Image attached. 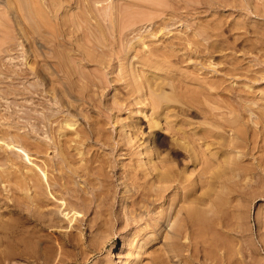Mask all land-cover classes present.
<instances>
[{
  "label": "rangeland",
  "instance_id": "1",
  "mask_svg": "<svg viewBox=\"0 0 264 264\" xmlns=\"http://www.w3.org/2000/svg\"><path fill=\"white\" fill-rule=\"evenodd\" d=\"M143 244L264 264V0H0V264Z\"/></svg>",
  "mask_w": 264,
  "mask_h": 264
},
{
  "label": "bare ground",
  "instance_id": "2",
  "mask_svg": "<svg viewBox=\"0 0 264 264\" xmlns=\"http://www.w3.org/2000/svg\"><path fill=\"white\" fill-rule=\"evenodd\" d=\"M205 34L207 35V33H205ZM188 39H189V38H188ZM151 51H152V50H151ZM154 52H155V51H154ZM156 52H157V51H156ZM156 52H155V53H156ZM159 52H160V51H159ZM162 52H163V51H162ZM164 52H165V51H164ZM150 53H151V52H150ZM152 53H153V52H152ZM155 53H154V54H155ZM166 54H167V53H166ZM143 55H144V54H143ZM157 55H158V54H157ZM159 56H160V54H159ZM152 64H153V63H152ZM162 66H163V65H162ZM142 83H144V82L142 81ZM143 85H144V84H143ZM218 86H219V85H218ZM216 87H217V86H216ZM192 91H193V90H192ZM192 95H193V94H192ZM197 96H198V95H197ZM158 112H159V111H158ZM156 113H157V111H156ZM157 114H158V113H157ZM151 120H152V119H151ZM154 121H155V120H154ZM154 121L152 120L153 123L151 124V126L153 125V126L156 128V130H159V129L161 130L162 127L160 126V122L157 121V120H156L155 122H154ZM69 125H71V124H69ZM67 126H68V124H67ZM160 127H161V128H160ZM124 130H125V129H124ZM126 131H127V130H126ZM180 132H181V131H180ZM128 133H129V132H128ZM181 133H182V132H181ZM179 134H180V133H179ZM182 134H183V133H182ZM198 134H199V133H198ZM133 135H134V134H133ZM200 135H201V134H200ZM203 135H204V134H203ZM182 136H183V135H182ZM190 136H192V135H190ZM205 136H208V135H205ZM67 137H68V136H67ZM69 137H70V136H69ZM193 137H194V136H193ZM203 137H204V136H203ZM208 137H209V136H208ZM210 137H211V136H210ZM131 138H132V137H131ZM75 140H76V139H75ZM193 140H194V139H193ZM200 140H201V139H200ZM127 141H128V140H127ZM206 141H207V140H206ZM209 141H210V140H209ZM62 142H63V141H62ZM65 142H66V141H65ZM30 143H31V142H30ZM63 143H64V142H63ZM127 143H128V142H127ZM127 143H125V144H127ZM58 144H59V143H58ZM147 144H148V143H147ZM59 146H60V145H59ZM128 146H129V145H128ZM128 146H127V147H128ZM31 147H32V146H31ZM124 147H125V146H124ZM129 147H130V146H129ZM63 149H64V148H63ZM67 149H68V148H67ZM124 149H125V148H124ZM197 150H198V149H197ZM40 151H41V150H40ZM69 151H70V150H69ZM127 151H128V150H127ZM129 151H130V150H129ZM67 153H68V152H67ZM67 153H66V154H67ZM130 153H131V152H130ZM64 154H65V153H64ZM58 155H59V153H58ZM196 155H197V154H196ZM202 156H205V155L202 154ZM202 156H201V157H202ZM69 157H71V156H69ZM66 158H67V157H66ZM71 158H72V157H71ZM83 158H84V157H83ZM45 159H46V158H45ZM91 160H92V158H91ZM147 160H148V162H151V159H150V158H147ZM53 161H54V160H53ZM63 161H64V160H63ZM199 161H200V160H199ZM86 162H87V161H86ZM202 162H203V161H202ZM204 162H205V161H204ZM56 164H57V163H56ZM65 164H66V163H65ZM205 166H206V165H205ZM148 167H149V166H148ZM161 167H162V166H161ZM204 168H205V167H204ZM30 170H31V169H30ZM31 171H32V173L30 172V173H31L30 176L32 177V174H34V173H33V170H31ZM34 171H35V170H34ZM131 171H132V170H131ZM166 171H167V170H166ZM166 171H165V172H166ZM150 172H151V171H150ZM150 172H149V173H150ZM156 172H157V171H156ZM158 172H159V171H158ZM161 172H162V171H161ZM199 172H200V171H199ZM143 173H144V172H143ZM200 173H201V172H200ZM198 174H199V173H198ZM201 174H202V173H201ZM57 175H58V174H57ZM154 175H155V174H154ZM163 175H164V174H163ZM31 177H30V179H31ZM33 177H34V175H33ZM33 177H32V179H33ZM153 177H154V176H153ZM159 177H160V176H159ZM159 177H158V178H159ZM169 177H170V176H169ZM156 178H157V177H156ZM160 178H161V177H160ZM164 178H165V177H164ZM167 178H168V177H167ZM214 179H215V178H214ZM48 180H49V179H48ZM32 181H33V180H32ZM161 181H162V180H161ZM49 182H50V181H49ZM49 182H48V183H49ZM51 183H52V182H51ZM153 183H154V182H153ZM54 184H55V183H54ZM29 185H30V184H29ZM38 185H39V184H38ZM35 186H37V185H35ZM184 186H185V185H184ZM184 186H181V187H184ZM154 187H155V186H154ZM35 188H36V187H34V190H35ZM29 189H31V187H30ZM56 189H57V188H56ZM184 189H185V188H184ZM34 190H33V191H34ZM34 192H35V191H34ZM31 193L34 195L33 192H31ZM36 193H37V192H36ZM32 194H29V196L32 195ZM38 195H39V194H38ZM38 195H36V196H38ZM183 196H184V195H183ZM33 197H34V196H33ZM33 197L31 198V199H32V200H31L32 202H33V199H34ZM39 197H41V196H39ZM39 197H38V198H39ZM29 198H30V197H29ZM35 198H37V197H35ZM38 198L36 199V201L34 200V202H37V204L39 205L38 201H40V198H39V199H38ZM37 200H38V201H37ZM43 200H44V198H43ZM41 201H42V198H41ZM41 201H40V202H41ZM34 202H33V203H34ZM67 202H69V201H67ZM71 202H73V201H71ZM41 203H42V202H41ZM82 203H83V202H82ZM74 205H76V204H74ZM39 206H40V205H39ZM64 206H65V205H64ZM69 209H70V208H69ZM37 211H38V210H37ZM37 211H36V212H37ZM43 211H44V210H43ZM41 213L44 214V212H42V210L40 211V214H41ZM45 215H46V214H45ZM37 217H38V216H37ZM36 219H37V218H36ZM43 220H44V219H43ZM43 220H42V222H44ZM39 221H40V219H39ZM70 221H71V220H70ZM40 222H41V221H40ZM41 224H42V223H41ZM204 226H205V225H204ZM60 233H61V232H60ZM47 242H48V241H47ZM50 242H51V241H50ZM143 246H144V244L140 247V249H138V251H136L135 253L133 252V254H134L133 257H130V259H129L126 263L123 262L122 260H120V258L116 257L115 250H114V247H113V246L111 247L110 254H109V253H108V254H109L110 257H112V256L114 257V264H134V261H135L138 257H141V256H142L141 253H140V251L143 249ZM41 248H42V247H41ZM39 249H40V248H39ZM44 251H48V250H45V249H44ZM62 251H63V250H62ZM132 251H133V250H132ZM134 251H135V250H134ZM47 253H48V252H47ZM116 253H117V252H116ZM37 255H38V256H37ZM37 255H36V257L39 258V259H42L43 262H44L45 264L50 263V261L53 260V258H51V256H52L51 254H48V255L45 254L46 256H44V255H41V254L39 253V254H37ZM32 256H34V255H32ZM112 260H113V259H112ZM112 264H113V263H112Z\"/></svg>",
  "mask_w": 264,
  "mask_h": 264
}]
</instances>
